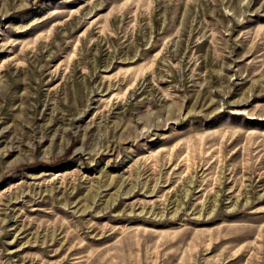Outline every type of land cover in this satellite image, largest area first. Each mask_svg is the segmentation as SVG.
Instances as JSON below:
<instances>
[{"label": "rangeland", "instance_id": "1", "mask_svg": "<svg viewBox=\"0 0 264 264\" xmlns=\"http://www.w3.org/2000/svg\"><path fill=\"white\" fill-rule=\"evenodd\" d=\"M0 264H264V0H0Z\"/></svg>", "mask_w": 264, "mask_h": 264}]
</instances>
